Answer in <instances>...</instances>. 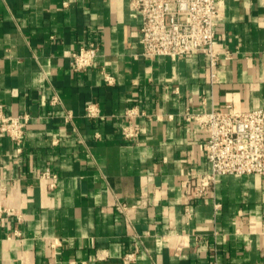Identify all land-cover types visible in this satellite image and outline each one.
I'll return each instance as SVG.
<instances>
[{
	"label": "crops",
	"instance_id": "crops-1",
	"mask_svg": "<svg viewBox=\"0 0 264 264\" xmlns=\"http://www.w3.org/2000/svg\"><path fill=\"white\" fill-rule=\"evenodd\" d=\"M220 3L212 80L204 54L142 56L130 0H0V106L30 116L20 140L0 132V264H264V174L218 175L183 212L181 180L209 169L186 113L264 108V0ZM88 42L95 63L74 71Z\"/></svg>",
	"mask_w": 264,
	"mask_h": 264
},
{
	"label": "built area",
	"instance_id": "built-area-1",
	"mask_svg": "<svg viewBox=\"0 0 264 264\" xmlns=\"http://www.w3.org/2000/svg\"><path fill=\"white\" fill-rule=\"evenodd\" d=\"M130 7L141 16L139 42L142 56L165 55L175 59L204 54L208 58L210 77L214 80L220 58L214 44L216 26L221 19L220 0H130ZM98 49L96 42H88L73 50L70 53L71 68L79 71L92 67ZM224 53L226 58L230 56L229 52ZM101 74L107 84L114 82V77L105 69H101ZM56 100L57 97H54L52 102ZM85 112L89 118L100 115L95 102L88 103ZM140 114L134 106L125 110L127 122L121 127V135L126 142L138 137L133 119ZM65 119H70V114ZM185 119L194 120L198 128L206 133L204 154L209 164L205 172H187L180 182L185 200L183 212L189 218L192 215L191 203L208 196L218 175L264 174V108L188 112ZM29 120L28 114L7 115L0 106V132L12 140L21 139ZM41 177L50 180L49 186L52 187L57 174L46 169ZM139 204H143V200L138 204H128L118 199L115 209L127 216ZM135 254L136 250L125 253L123 263L132 262Z\"/></svg>",
	"mask_w": 264,
	"mask_h": 264
}]
</instances>
